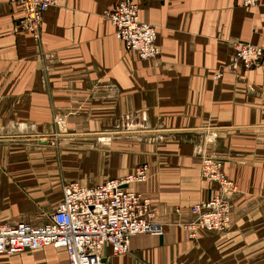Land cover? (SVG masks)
I'll return each instance as SVG.
<instances>
[{"label": "crops", "instance_id": "0c3cea01", "mask_svg": "<svg viewBox=\"0 0 264 264\" xmlns=\"http://www.w3.org/2000/svg\"><path fill=\"white\" fill-rule=\"evenodd\" d=\"M122 1L60 0L36 34L20 25L21 4L0 0V222L43 224L64 184L95 186L148 164L136 189L165 233L135 235L122 255L108 244L102 264H264V57L232 67L236 42L264 47V0H135L158 28L161 54L150 60L105 16ZM63 114L68 128L57 134ZM206 154L224 161L239 191L231 229L193 239L182 224L218 191L201 172ZM0 264L70 261L47 247Z\"/></svg>", "mask_w": 264, "mask_h": 264}, {"label": "built area", "instance_id": "2783aa9c", "mask_svg": "<svg viewBox=\"0 0 264 264\" xmlns=\"http://www.w3.org/2000/svg\"><path fill=\"white\" fill-rule=\"evenodd\" d=\"M25 15L20 25L39 34L45 13L60 0H16ZM249 7L261 0H243ZM116 29V37L127 49L142 59H156L161 54L157 42L158 28L142 19L135 0H123L105 12ZM233 70L251 69L260 64L264 48L236 42ZM223 73L217 75L218 78ZM58 125L66 126L67 118L59 117ZM201 172L209 182L218 185L216 194L205 202L192 205L194 218L183 223L193 239L201 231L225 233L233 225L231 196L238 184L224 171V161L213 155L201 157ZM150 166L142 164L118 179H109L95 186L79 182L63 185V197L49 220L43 224L29 221L0 222V255L12 256L25 251L53 247L67 252L70 264H102L106 245L114 255L131 251L137 234L163 235L165 225L155 219L152 200L136 189L148 181Z\"/></svg>", "mask_w": 264, "mask_h": 264}, {"label": "rangeland", "instance_id": "374dc122", "mask_svg": "<svg viewBox=\"0 0 264 264\" xmlns=\"http://www.w3.org/2000/svg\"><path fill=\"white\" fill-rule=\"evenodd\" d=\"M248 7H249V6H248ZM255 7H256V6H255ZM252 45H253V44H252ZM254 46H259V45H254ZM260 47H262V46H260ZM263 48H264V47H263ZM263 57H264V55H263ZM263 57H262V58H263ZM261 61H262V59H261ZM261 61H260V63H261ZM256 67H257V66H256ZM240 71H241V70H240ZM59 117H66V118H67V124H66V126L64 125V126H62V128H61V127L58 125V122H57L58 119H57V118H59ZM57 118H55V126H56V130H57L56 133H57V134H60V132H65V131H67L68 124H69V121H68V117H67V115H66V114L58 115ZM23 141H24L25 144H26V143H29V142H28L27 140H25V139H24ZM51 144H52V143H51ZM51 144H50L49 146H51ZM27 145H28V144H27ZM47 145H48V144H47ZM52 145H53V144H52ZM17 146H18V145H15V147H17ZM30 148H31V147H30ZM48 150H54V149H53V146H52L51 149L48 148ZM44 153H45V154H48V153H46V152H44ZM215 157H216V156H215ZM25 163H26L25 166L28 167V168H29V167H32V168L34 167V168H35V167H38V166H39V165H38V166H34V164L31 165V162H30V161H26ZM139 166H141V165H139ZM139 166H138V167H139ZM224 171L227 173L225 163H224ZM227 174H228V173H227ZM228 176H229V175H228ZM229 177H230V176H229ZM51 210H53V209H51Z\"/></svg>", "mask_w": 264, "mask_h": 264}, {"label": "water", "instance_id": "95a60500", "mask_svg": "<svg viewBox=\"0 0 264 264\" xmlns=\"http://www.w3.org/2000/svg\"><path fill=\"white\" fill-rule=\"evenodd\" d=\"M43 144H49V142L48 141H45V142H42Z\"/></svg>", "mask_w": 264, "mask_h": 264}]
</instances>
